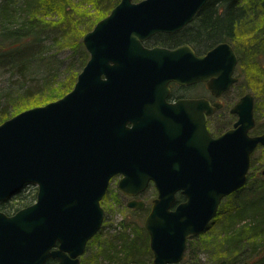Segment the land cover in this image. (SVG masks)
Wrapping results in <instances>:
<instances>
[{
  "label": "water",
  "instance_id": "water-1",
  "mask_svg": "<svg viewBox=\"0 0 264 264\" xmlns=\"http://www.w3.org/2000/svg\"><path fill=\"white\" fill-rule=\"evenodd\" d=\"M206 1L119 0L83 34L88 58L73 87L0 123V200L36 186L32 204L11 216L0 211V264H79L103 223L100 201L114 175L118 189L132 196L154 184L143 222L152 263L191 264L182 262L187 238L205 231L221 200L246 184L251 154L264 145V131L249 133L250 91L231 106L237 118L218 137L206 119L221 102H165L170 81L205 82L220 97L238 79L237 54L227 41L201 54L188 44L142 43L181 29ZM179 121L186 125L187 160H168L167 147L158 145L169 138L160 133H178ZM149 141L156 142L155 160H143ZM178 192L184 199L172 207ZM127 205L142 208L143 201Z\"/></svg>",
  "mask_w": 264,
  "mask_h": 264
},
{
  "label": "trees",
  "instance_id": "trees-1",
  "mask_svg": "<svg viewBox=\"0 0 264 264\" xmlns=\"http://www.w3.org/2000/svg\"><path fill=\"white\" fill-rule=\"evenodd\" d=\"M118 1L93 0L90 12L85 0H0V123L72 88L88 58L83 34ZM182 29V37L187 35L199 50L229 42L238 57V70L244 71L246 85L254 91L255 110L264 108V0H207ZM65 41L79 54L66 78L54 86L55 75L39 62L49 64L46 54L51 46ZM38 67L42 69L34 72ZM37 73L40 83L32 80ZM262 131L264 121L251 129V133ZM257 148L264 150V145ZM176 199L181 201L184 196ZM223 200L209 228L188 237L183 262L264 264V175L254 171V160L246 184ZM131 224L132 235L126 231ZM98 236L96 233L92 239ZM194 240L199 245L192 251ZM101 241L91 264H145V256L151 253L148 233L137 221H120L119 229Z\"/></svg>",
  "mask_w": 264,
  "mask_h": 264
},
{
  "label": "rangeland",
  "instance_id": "rangeland-1",
  "mask_svg": "<svg viewBox=\"0 0 264 264\" xmlns=\"http://www.w3.org/2000/svg\"><path fill=\"white\" fill-rule=\"evenodd\" d=\"M78 1L79 0H75V2ZM85 1L87 2V4L84 3V5H86L87 8L88 7L91 8L92 10L90 12H93V3H91L93 0H85ZM65 43L62 42L59 45L57 44V46H51V48L46 54L47 56L49 55V64H46V61L39 62L43 66L44 65L48 66L46 69L50 70L51 75L52 73L55 75L54 77L55 83H53L54 86L57 85L58 82H61L66 78V76L69 74V71L71 70V65H73L72 63L73 62L75 63L76 61V60L74 61V59H76L79 54L78 49L75 50V48L72 47L73 45L68 44L70 42L65 41ZM237 65H238V57H237V64L235 66V75L237 76L238 79L230 87L229 90H227L224 94H222L219 97V100L224 104V106L222 110L218 112V116L220 118L218 121V133L224 131L226 128H229L232 121L235 119L236 116L235 117L233 116L234 118L232 120L230 119V116H228V110L238 100V98L246 91H250L254 95V91L251 90L249 86L246 85L247 81L245 79L244 71L238 70ZM38 68H33V71L35 72L42 69V67H38ZM33 76L34 79L32 80H36L33 82L40 83V80L42 79L41 74L37 73V74H33ZM2 84H6V82L3 81ZM206 94L208 97L211 96L208 89L206 90ZM255 101L256 98L254 97V102ZM254 105H253V113L255 116V121L256 123L258 122V124L262 123L264 121V108L260 107L258 110H255ZM214 118L215 117L212 116L210 123V130L212 131V133L216 129ZM251 160H254V171L257 173L261 172V169L264 167V150L258 148L255 149L251 154ZM117 181L118 178H114L110 181L105 197L101 201V206L104 210V219L100 230L97 232L100 234V236H98L97 239H92V240L90 239L91 241L88 244L89 246H87V250L81 256L79 264H91L92 262L91 259L94 258L98 245H100V243L102 244L101 240L103 239V237H106L107 235L110 234H114L115 230L119 229L120 221L122 220L130 221V222L137 221L140 225L144 227L143 222L148 210L133 209L129 207L126 204V200H123L121 195L119 194V190L117 189ZM24 192L26 194L29 193V196L31 198L32 195L36 192V186L28 185L27 187H25ZM154 196H155V189L152 187L149 189V192L147 194L148 200H150ZM126 231L132 235L133 225L131 224L129 227H127ZM198 242H199L198 240H194L192 242L193 243V246L191 248L192 251H194L196 247L199 245ZM144 260H145V264H153L152 252L150 253V255L145 256Z\"/></svg>",
  "mask_w": 264,
  "mask_h": 264
},
{
  "label": "flooded vegetation",
  "instance_id": "flooded-vegetation-1",
  "mask_svg": "<svg viewBox=\"0 0 264 264\" xmlns=\"http://www.w3.org/2000/svg\"><path fill=\"white\" fill-rule=\"evenodd\" d=\"M182 28L175 30L173 32L159 31V32L153 33L152 35L147 37L145 40H143L142 43L145 47H148V48L166 47V48H170V49L175 48V47L180 46V45H183V44H188L193 48V50L197 54L204 53L206 50H199V48L193 46L187 35H186L187 37L185 35H184L185 37L184 36L182 37V35H181V32H183ZM168 87H169V91L165 97L166 103H175L181 99H191V98H207L211 102H217V103L221 102L219 100L218 96L217 97H212V96L208 97L207 96V94H206L207 86H206L205 82H197V83H192V84H181V83H178L175 81H170L168 83ZM223 106H224L223 103H222V107L218 108V106H217L215 111L211 115L207 116V119H206V127H207L209 133L213 137H218V135H220L225 130L232 127L234 121L237 118L236 114L232 113L230 111V108H229L228 116H230V119L232 120L235 116L236 117L232 121L229 128H226L224 131H221L218 133V121L220 119L218 116V112L220 110H222ZM212 116L215 117L214 122L216 124V129L213 133L210 130V123H211ZM172 122L175 124L178 122V119L173 118ZM174 126L175 125H173L172 127L174 128ZM178 126H180L182 130H180L178 133H174V131H172V133L168 134V137H167V133H160L163 138H166V140H167V138H169V141H167V143L158 145V146H162V147H167V153L170 154V157H168V160H187L184 157V150H183V148L186 146L185 142L187 141V135L185 132L186 125L184 124V122L182 123L181 121H179ZM249 133L251 134V132H249ZM155 146H156V142L149 141L147 143L148 148L145 151V159H143V160H155V157H152L153 153H156ZM114 178L119 179L120 176L114 175L111 178V180ZM28 185H30V184H25L21 189H19L13 195L6 197L3 200H0V211L2 213H4L6 216H11V215H14L20 209L32 204L36 199V192L30 198L29 193L26 194L24 192L25 187H27ZM152 187L155 189L153 182L150 181L143 191H141L138 194L133 195V196L121 192L118 189V187H117V189L119 190V194L121 195L122 199L126 200V204L131 199L143 201V207L142 208H136V207H131V208L140 209V210H146L147 209L149 211L151 208L152 199L154 197L151 198L150 200H148L147 194L149 192V189ZM155 195H156V189H155ZM178 195H182V194H180L178 192V193H176V197ZM104 197H105V195L103 196V198ZM22 198H24V199H22ZM103 198H102V200H103ZM178 202L179 201H177V199H175V202L172 204V207H174ZM52 260L53 261H51L49 263H52L55 261L54 259H52ZM46 263H48V262H46Z\"/></svg>",
  "mask_w": 264,
  "mask_h": 264
}]
</instances>
